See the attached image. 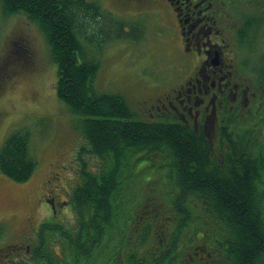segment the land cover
I'll use <instances>...</instances> for the list:
<instances>
[{
    "label": "trees",
    "instance_id": "obj_1",
    "mask_svg": "<svg viewBox=\"0 0 264 264\" xmlns=\"http://www.w3.org/2000/svg\"><path fill=\"white\" fill-rule=\"evenodd\" d=\"M0 1L5 15L23 14L44 33L57 65V96L79 116L77 129L85 142L76 157L81 184L71 195L77 227L51 220L44 224L35 253L37 264L47 258L50 264H58L59 257L62 264H264V153L254 152L260 149L258 141L251 148L253 138L226 131L227 148L219 151L204 134L198 135L164 108L157 109L156 120L143 119L124 97L97 92L100 61L85 48L100 49L104 43L97 4ZM21 45L15 42L9 52L21 56ZM23 50L22 61L28 65L31 58ZM9 52L0 58V70L10 60ZM88 157L102 160L98 172L88 168ZM140 161L152 162L158 182L151 185L152 192L144 193L154 177L144 181V195L130 207L131 177ZM36 166L30 154V132L20 129L10 134L0 150L2 174L23 183ZM160 172L166 180L159 179ZM146 208L157 210L153 213L159 220L164 214L172 221L166 241L148 250L144 246L157 219L147 223L148 217L140 214ZM143 222L147 224L139 230ZM2 231L0 226V237ZM45 232L47 241L48 232L54 233L62 255L43 252Z\"/></svg>",
    "mask_w": 264,
    "mask_h": 264
},
{
    "label": "rangeland",
    "instance_id": "obj_2",
    "mask_svg": "<svg viewBox=\"0 0 264 264\" xmlns=\"http://www.w3.org/2000/svg\"><path fill=\"white\" fill-rule=\"evenodd\" d=\"M87 1L99 4L106 18L99 26L94 23V27L97 25L109 33V37L103 33L101 41L104 43L100 49L85 45L88 55L100 61L95 82L97 92L124 97L137 114L145 110L142 109L143 106L146 108L144 103L154 104L157 98L182 81V76L177 75L183 67L180 63L183 53L170 27L173 18H163L155 4L136 14L138 5L124 4L122 0ZM121 27L124 33H120ZM117 36L121 37L118 39ZM128 37L139 38L126 40ZM262 40L264 42V38ZM17 41L22 43L18 47L21 56L9 52ZM23 47L31 58L28 65L22 61ZM8 52L10 60L0 70V148L12 132L25 128L30 132V154L37 166L32 177L23 183L13 182L0 172V224L4 227L0 240V264H35L37 261L29 247L39 243L34 231L38 230L42 220L51 219L50 223L56 224L63 220L67 226L77 227L70 196L71 188L81 184V178L78 171L67 165L76 158L77 151L85 142L77 129L79 116L71 113L57 96V65L52 60L45 35L23 14L6 16L0 1V58ZM157 113L151 106L145 115L142 113V118L156 120ZM101 161L88 157V168L98 172ZM147 165V169H142ZM133 171L130 207L144 195L143 182L153 178L158 170L152 162L140 161ZM163 172H160L159 179L165 177ZM156 179L158 177L147 183L144 193L152 192L151 185L158 182ZM48 199L56 204V212L46 203ZM146 210L140 211L143 217H148L146 222L149 223L150 218L157 221H154L155 225L150 223V235L144 250L163 239L166 241L168 224L172 225L171 219L164 214L159 220L153 213L157 210ZM147 223L138 224V229ZM53 234L48 232L53 252L62 255V246ZM45 240L47 246L43 252L50 251ZM20 244L23 248H18L20 255L16 258L13 248ZM58 261L62 264V257Z\"/></svg>",
    "mask_w": 264,
    "mask_h": 264
},
{
    "label": "flooded vegetation",
    "instance_id": "obj_3",
    "mask_svg": "<svg viewBox=\"0 0 264 264\" xmlns=\"http://www.w3.org/2000/svg\"><path fill=\"white\" fill-rule=\"evenodd\" d=\"M125 1L155 4L180 37L187 77L164 109L214 146L233 129L228 122L237 127L253 118L264 131V0Z\"/></svg>",
    "mask_w": 264,
    "mask_h": 264
}]
</instances>
